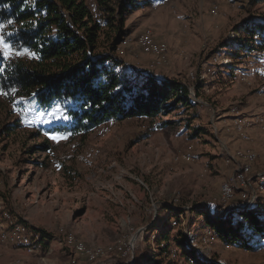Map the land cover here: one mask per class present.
<instances>
[{
	"label": "rangeland",
	"instance_id": "374dc122",
	"mask_svg": "<svg viewBox=\"0 0 264 264\" xmlns=\"http://www.w3.org/2000/svg\"><path fill=\"white\" fill-rule=\"evenodd\" d=\"M263 17L264 0H157L131 9L115 53L124 70L182 82L191 100L153 119L110 120L85 137L46 133L42 127L58 113L1 94L0 232L9 229L5 210L33 240L31 250L0 241V264H82L79 242L103 249L91 264H133L136 254L157 259L154 238L165 221L169 235L181 232L206 260L264 264V237L252 248L223 241L198 211L215 219L239 205L263 212L264 52L241 48L247 35L239 27ZM145 30L166 46L164 57L140 47ZM17 53L10 50L7 58ZM163 120L169 124L157 128ZM245 120L246 140L237 129ZM247 151L255 156L247 173L250 203L235 181L244 161L238 152ZM225 182L233 185L230 200L222 198ZM241 220L234 214L231 222ZM246 225L241 234L258 239ZM169 250L177 264H186L175 242Z\"/></svg>",
	"mask_w": 264,
	"mask_h": 264
},
{
	"label": "trees",
	"instance_id": "16d2710c",
	"mask_svg": "<svg viewBox=\"0 0 264 264\" xmlns=\"http://www.w3.org/2000/svg\"><path fill=\"white\" fill-rule=\"evenodd\" d=\"M155 1L93 0L90 6L88 0H0V36L10 50L21 54L5 58L0 45V95L12 101L25 98L37 111L58 113L53 124L42 127L46 133L81 137L110 120L153 119L178 105L188 106L186 84L126 71L115 56L127 35V14ZM239 27L247 35L240 47L264 52V17L246 20ZM166 124L169 121L163 120L156 127ZM198 211L223 241L252 248L263 240L264 209L229 211L217 219ZM234 214L243 221L233 224ZM244 221L247 229L260 233L258 239L241 234ZM169 224L163 222L155 234L159 258L149 254L144 261L136 254L133 264H177L170 258L171 241L186 264H217L187 246L181 232L169 235Z\"/></svg>",
	"mask_w": 264,
	"mask_h": 264
},
{
	"label": "bare ground",
	"instance_id": "6f19581e",
	"mask_svg": "<svg viewBox=\"0 0 264 264\" xmlns=\"http://www.w3.org/2000/svg\"><path fill=\"white\" fill-rule=\"evenodd\" d=\"M137 41L143 50L150 52V53H154L159 58L164 57V54L166 52V46L161 44L158 41H155L149 30H145L142 33H140L138 35ZM260 122H261V126L264 127V115L261 117ZM249 125H250L249 121H246V120L244 122H237V129L240 132V136L245 140L248 139V134H246L247 132L246 127H248ZM238 154L242 157V159H244V161H242L244 163L242 164L241 162L235 174L236 175L235 181L241 187V185H246V180H249L247 178L248 177L247 173L250 170L251 163L254 161L255 156L252 152H249V151L243 152V153L238 152ZM260 178L261 180H263L264 175L261 174ZM224 187H228V188H224ZM259 187L260 189H264V185L261 183L259 184ZM233 190H234L233 185H231L228 182H225L221 187L222 198L224 200H230L233 196V192H232ZM3 215L6 219L5 221L8 222L7 224H9L7 226L9 227V229L6 231L2 230V232H0V241L6 242V243L12 242L19 246L25 247L27 250H31L32 248L31 242L33 239H32L31 233L28 232V230L23 225L24 223L22 224V223H19V221L17 222L16 220H13L11 218V215L8 214V212L5 210L3 211ZM210 241H211V235L204 234L203 242L209 243ZM71 242H73L72 244H74V241H71ZM68 243H70V241ZM74 246L76 248L75 252L77 250L78 252H80L79 254H83L85 256L84 258L86 262L82 264H91V262H93V259L96 256L98 255L101 256V254L104 252L102 248H98V247H96L97 249H94V250L91 248H86L81 242L75 244Z\"/></svg>",
	"mask_w": 264,
	"mask_h": 264
},
{
	"label": "built area",
	"instance_id": "2783aa9c",
	"mask_svg": "<svg viewBox=\"0 0 264 264\" xmlns=\"http://www.w3.org/2000/svg\"><path fill=\"white\" fill-rule=\"evenodd\" d=\"M260 176H261V174H259V177ZM250 181L251 180H246V185H241V194H242V197H248V203H250V201H252L253 198H254L253 195H252V190H251V192L248 191L249 189H251V182ZM224 188H228V187H224ZM124 255H126L125 252H124Z\"/></svg>",
	"mask_w": 264,
	"mask_h": 264
},
{
	"label": "snow or ice",
	"instance_id": "6c2138e0",
	"mask_svg": "<svg viewBox=\"0 0 264 264\" xmlns=\"http://www.w3.org/2000/svg\"><path fill=\"white\" fill-rule=\"evenodd\" d=\"M9 23H11V21H9ZM0 45H2L4 48V53H3L4 57L7 58L10 55V46L4 42L3 36H0ZM17 54H20V53H17ZM53 139H56V137L54 136Z\"/></svg>",
	"mask_w": 264,
	"mask_h": 264
},
{
	"label": "water",
	"instance_id": "95a60500",
	"mask_svg": "<svg viewBox=\"0 0 264 264\" xmlns=\"http://www.w3.org/2000/svg\"><path fill=\"white\" fill-rule=\"evenodd\" d=\"M238 208L242 210V209L245 208V206L244 205H239Z\"/></svg>",
	"mask_w": 264,
	"mask_h": 264
}]
</instances>
